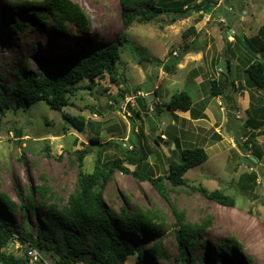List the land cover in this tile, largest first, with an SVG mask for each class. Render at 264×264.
Listing matches in <instances>:
<instances>
[{"label": "rangeland", "instance_id": "obj_1", "mask_svg": "<svg viewBox=\"0 0 264 264\" xmlns=\"http://www.w3.org/2000/svg\"><path fill=\"white\" fill-rule=\"evenodd\" d=\"M32 1L43 0H0V67L5 86L14 85L16 73L23 74L27 65L36 71L40 59L60 60L84 48L100 47L124 31L121 0H72L83 9L91 27L80 33L69 24L65 36L53 30L52 19L44 24L22 4ZM154 2L163 4L166 11L151 22H135L125 31L127 43L113 76L95 80L92 89L88 80L83 81V89L62 110L51 109L44 101L14 109L17 102L12 99V109L0 112V192L19 203L15 187L24 197L31 187L44 185L61 208L78 184L77 156L82 150H88L82 168L86 173L93 172L100 149L103 163L121 158L131 171L156 178L168 172L171 162L181 161L182 150L200 147L209 158L185 174L187 185L173 189L164 180L169 200L151 182L118 170L103 188V200L115 214L127 197L130 210L140 207L157 213L156 222L166 231L167 259H157L150 252L148 239L154 234L130 235L135 243L145 244L144 256L131 257L126 264H186L176 237L173 204L188 224L212 222L199 238L190 264H201L208 255L207 264H224L226 257L231 264H264V90L248 85L245 71L254 60H264V0ZM146 6L143 3L141 8ZM176 14L184 18L172 22ZM14 23L26 27L15 32L10 27ZM188 45L191 51L182 56ZM174 56L181 61L168 73L166 67ZM213 79L221 80L223 94L210 99L204 112L199 111V104L210 98ZM182 91L191 95L196 117L190 111L169 108L172 96ZM66 116L85 120L84 132L68 125ZM252 120L257 121V128L248 125ZM250 134L256 135L253 140ZM97 135L101 148L89 141ZM248 139L252 143L245 149ZM192 186L221 190L233 196L236 205H219ZM35 196L32 216L19 209L7 214L0 203V217L15 231L24 227L32 244L37 242L39 227L46 229L47 209L39 204L40 196ZM45 200L47 205L54 202ZM113 220L123 231L122 223ZM228 238L240 244L234 255L219 245ZM87 246L85 261L77 264H92V239ZM27 250L18 239L8 247L9 253L23 258ZM39 253L42 258L33 261L29 257L28 264H57L55 252Z\"/></svg>", "mask_w": 264, "mask_h": 264}, {"label": "trees", "instance_id": "obj_2", "mask_svg": "<svg viewBox=\"0 0 264 264\" xmlns=\"http://www.w3.org/2000/svg\"><path fill=\"white\" fill-rule=\"evenodd\" d=\"M136 1L121 0L124 31L108 44L84 48L60 60L40 59L38 70L33 71L27 65L23 68V74L17 72L14 85L5 86L0 67V112L5 113V111L12 109V99L17 102L14 109L27 108L39 101H44L51 109L62 110L68 107L71 98L83 89L81 85L83 81L88 80V88L92 89L93 81L103 79L107 74L113 76L120 59V51L127 43L125 31L130 29L135 22H151L166 11L163 4H156L154 0ZM143 3H146L147 6L141 8ZM22 4L32 10L44 24H48L52 19L54 22L52 28L59 35H67L69 24L75 25L80 33L87 32L91 27L83 9L72 0H43L40 2H22ZM180 18L183 19L184 17L176 14L171 21L176 22ZM10 27L17 32L21 28H25L26 24L14 23ZM191 49V45L186 46V51L182 53V56L190 52ZM180 61L181 58L174 56L171 65L166 67V72L169 73L177 67ZM230 65L231 62L229 61V70L231 69ZM245 71L249 79L247 84L264 90V60H254ZM116 80L119 81V79ZM210 87V98L199 104V111L204 112L209 106L210 99L223 94L221 80H211ZM168 106L174 110L190 111L194 117L198 115V110L193 108V99L186 91L173 95ZM65 122L74 129L84 132L85 120L66 116ZM45 123L46 125L50 124L48 121ZM249 124H252L251 126L254 128H257L258 125L256 120L250 121ZM63 128L67 129L66 126ZM250 135L251 140L256 136ZM89 141L93 145H97L98 148L103 145L98 135L93 136ZM250 143L252 142H247L244 148L249 149L246 146ZM97 154L98 157L92 173H86L82 169L88 150H82L78 154L77 159L80 166L78 184L69 196L67 203L61 208L55 201L54 193L44 185L31 187L24 197L20 190L15 187L19 203L12 200L6 193L0 192V203L6 209L7 214H14L19 209L29 211L30 216L34 215L37 203L36 194L41 198L39 204L47 209L46 217L43 220L46 229H43L42 226L39 227L37 242L33 244L26 235L27 231L24 227L15 231L6 220L0 217V264L29 263L28 250L25 258L8 252L9 244L14 239H18L27 247L31 246L40 252H55L59 255L56 260L57 264L83 263L85 254L89 251L87 241L92 239V252L94 254L92 264H126L131 257L136 255L142 259L144 256L143 248L145 247V244L135 243L129 236L142 238L146 234H154L153 238L148 239L151 244L150 252L154 257L157 259L168 258L169 252L163 244L166 231L162 225L156 222L158 214L140 207H136L134 211L130 210L127 197H125L126 204L121 207L118 214H115L104 202L102 190L118 170L125 174H132L136 179L151 182L157 192L169 200L168 190L163 184L164 180L169 181L173 189L187 185L184 178L185 174L191 168L208 160L209 156L206 150L200 147L182 150L181 161L171 162L168 172L156 178L142 171H131L121 158H116L110 163H103L100 149H98ZM247 159L254 163L252 159ZM1 186L2 177L0 173V189ZM191 189L200 192L201 195L219 205L225 207H235L236 205L235 198L226 195L221 190L208 191L202 186H192ZM45 199L54 202L47 205ZM172 210L177 220L176 237L180 243V255L186 264H190L194 258L195 247L199 238L204 236L212 226V222L211 219H207L201 224L191 225L185 222L184 215L178 212L174 204ZM113 217L122 223L123 231L116 226ZM219 245L228 255H234L235 250H240V244L233 238H228ZM207 260L211 261L210 255L206 256L201 264H207ZM224 261V264H231L228 257ZM141 263L144 264L143 261ZM216 264L221 263L217 262Z\"/></svg>", "mask_w": 264, "mask_h": 264}, {"label": "built area", "instance_id": "obj_3", "mask_svg": "<svg viewBox=\"0 0 264 264\" xmlns=\"http://www.w3.org/2000/svg\"><path fill=\"white\" fill-rule=\"evenodd\" d=\"M27 249H28V255L33 261H38L42 258L39 251L36 248L28 246Z\"/></svg>", "mask_w": 264, "mask_h": 264}, {"label": "water", "instance_id": "obj_4", "mask_svg": "<svg viewBox=\"0 0 264 264\" xmlns=\"http://www.w3.org/2000/svg\"><path fill=\"white\" fill-rule=\"evenodd\" d=\"M94 82V81H93ZM255 159V158H254Z\"/></svg>", "mask_w": 264, "mask_h": 264}]
</instances>
